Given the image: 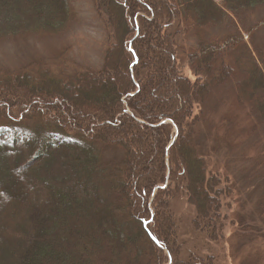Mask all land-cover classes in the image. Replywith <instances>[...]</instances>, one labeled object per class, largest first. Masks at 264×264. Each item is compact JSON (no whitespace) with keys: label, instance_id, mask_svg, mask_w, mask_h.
Returning a JSON list of instances; mask_svg holds the SVG:
<instances>
[{"label":"trees","instance_id":"16d2710c","mask_svg":"<svg viewBox=\"0 0 264 264\" xmlns=\"http://www.w3.org/2000/svg\"><path fill=\"white\" fill-rule=\"evenodd\" d=\"M92 4L108 33L99 70L0 73V264H213L181 259L171 203L185 196L193 227L216 239L223 189L209 159L238 123L249 128L236 138L264 132V47L240 33L208 42L203 30L264 0ZM74 18L68 0H0V41L54 36ZM188 25L194 81L178 63ZM161 80L165 93L151 97ZM191 164L207 211L192 198Z\"/></svg>","mask_w":264,"mask_h":264},{"label":"rangeland","instance_id":"374dc122","mask_svg":"<svg viewBox=\"0 0 264 264\" xmlns=\"http://www.w3.org/2000/svg\"><path fill=\"white\" fill-rule=\"evenodd\" d=\"M68 2L75 18L60 34L0 41V73L12 74L18 71L35 73L42 69L52 73L60 71L73 73L100 69L108 41L106 25L96 15L92 0ZM214 2L220 4V0ZM263 19L264 6H261L254 11L243 12L233 19L232 23L204 29L202 39L218 42L228 35L240 33L248 48L264 47V25L252 35L246 33L251 26ZM187 28V33L180 38L182 41L179 45L184 56L182 53L178 55V63L182 74L194 81L195 78L187 67L185 54L196 46L197 38L194 35L196 30L189 25ZM151 49L153 50L152 47ZM116 54L112 56L113 60ZM117 67L118 72L123 74L121 66L118 64ZM229 82L232 80L229 79ZM166 86L168 85L161 80L156 87L153 85L150 88L149 94L152 97L154 89L158 96H162ZM27 87L28 84L18 85L20 90ZM44 88L42 87V90ZM2 89L3 85L0 84V90ZM57 90L56 87L49 89L53 98L60 94ZM32 96L38 101L35 94ZM216 96L215 94L214 97ZM64 100V98L57 100L62 103L60 105L62 108L67 103ZM79 103L81 106L84 105L81 98ZM67 111L71 114L69 106ZM248 128L245 122L238 123L237 130L232 133L235 135L229 137V141L219 138L218 149L212 152L209 159L210 168L219 172L222 178L219 188L223 189L218 221L221 226L215 240H212L210 234L201 233L193 227L191 221L195 217V210L187 203L185 196H179L172 201L171 219L176 220L174 222L176 237L182 260H188V257L193 255L201 258L211 257L213 264H264V132L236 138ZM105 154L107 157L114 155L111 151H106ZM191 169L192 183L196 190L192 198L198 199L199 204H202L200 211H207L206 204L210 205L211 201L207 198L208 194L205 196L201 194V189H196L199 173L192 164ZM222 176L227 177V181Z\"/></svg>","mask_w":264,"mask_h":264},{"label":"water","instance_id":"95a60500","mask_svg":"<svg viewBox=\"0 0 264 264\" xmlns=\"http://www.w3.org/2000/svg\"><path fill=\"white\" fill-rule=\"evenodd\" d=\"M173 143V140L171 141V143L170 144H172ZM150 238L152 239V241L156 244V245H158L159 246V243L150 235Z\"/></svg>","mask_w":264,"mask_h":264}]
</instances>
